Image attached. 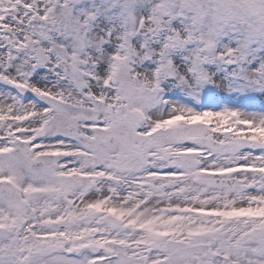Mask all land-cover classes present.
<instances>
[{"label": "snow or ice", "instance_id": "snow-or-ice-1", "mask_svg": "<svg viewBox=\"0 0 264 264\" xmlns=\"http://www.w3.org/2000/svg\"><path fill=\"white\" fill-rule=\"evenodd\" d=\"M0 264H264V0H0Z\"/></svg>", "mask_w": 264, "mask_h": 264}]
</instances>
